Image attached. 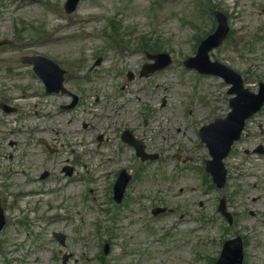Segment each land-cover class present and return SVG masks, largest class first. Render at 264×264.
Here are the masks:
<instances>
[{
	"label": "rangeland",
	"instance_id": "374dc122",
	"mask_svg": "<svg viewBox=\"0 0 264 264\" xmlns=\"http://www.w3.org/2000/svg\"><path fill=\"white\" fill-rule=\"evenodd\" d=\"M65 1L0 0V40L11 39L0 48V101L19 108L17 114L0 111V193L7 217L0 264H22L19 257L25 264H62L65 253L72 254L66 264H211L209 256L218 257L224 239L236 233L246 242L244 264H264V153L253 151L264 146V108L247 121L225 159L226 186L209 185L202 158L211 155L197 129L229 111V86L183 63L216 27L207 8L220 9L231 32L212 59L236 69L257 90L264 81V0H81L72 14ZM142 38L149 39L143 48ZM156 43L173 63L140 76L144 48ZM34 53L68 71V86L81 96L74 110H59L69 99L47 96L21 61ZM99 57L102 63L89 72ZM106 113L108 128L99 129L107 138L99 145L105 164L95 135ZM85 122L96 126L85 128ZM54 128L61 130L58 140ZM125 128L149 151L162 152L160 160L142 162L122 142ZM40 137L59 152H47ZM177 150L192 160L175 161ZM65 165L74 167L72 179H66ZM121 168L134 181L118 205L111 182ZM44 170L50 175L40 181ZM223 194L235 218L230 225L217 209ZM155 206L172 211L153 216ZM54 231L67 234L66 247L53 239Z\"/></svg>",
	"mask_w": 264,
	"mask_h": 264
},
{
	"label": "water",
	"instance_id": "95a60500",
	"mask_svg": "<svg viewBox=\"0 0 264 264\" xmlns=\"http://www.w3.org/2000/svg\"><path fill=\"white\" fill-rule=\"evenodd\" d=\"M220 22L221 25L218 29V31L212 35L210 38H208L206 41H204L200 47V51L197 58L190 59L187 64L188 66H196L201 71L205 72H216L219 74H222L228 82H232L234 84V87L231 89L232 92H236L238 96L234 99L233 102V112L230 114L229 118L226 120H222V122H227L231 120L233 117H238V122L236 124L235 130L233 132L222 129L218 131L215 129L214 131V138L213 141L207 140L208 144L210 146L211 152L215 156V168L214 173L216 175V180L220 185L224 184L225 180V171L222 167V158L227 154V152L230 149V146L232 142L239 137L240 132L243 128L244 120L246 117L251 115L253 112L260 109L261 105L264 102V86L262 87V91L260 94L255 95L253 93H250L247 89H244L242 80L231 70L225 68L221 65H216L214 63H211L208 59V51L211 50L213 47L217 46L227 35L228 27L226 25V19L224 16H220ZM37 71L41 74V76L44 78V80L49 84L51 79L46 74V72L41 68L39 64H37L36 67ZM222 125L221 127H223ZM231 132L230 134H228ZM224 137H227L226 139V149L224 152L219 153L216 155L218 150L219 143L223 140ZM125 185V182L122 185V190ZM241 259L238 264H241Z\"/></svg>",
	"mask_w": 264,
	"mask_h": 264
}]
</instances>
